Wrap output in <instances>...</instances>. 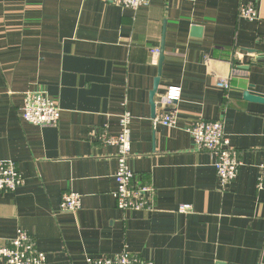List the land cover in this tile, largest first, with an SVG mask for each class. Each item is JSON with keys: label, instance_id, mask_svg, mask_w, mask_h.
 Listing matches in <instances>:
<instances>
[{"label": "crops", "instance_id": "1", "mask_svg": "<svg viewBox=\"0 0 264 264\" xmlns=\"http://www.w3.org/2000/svg\"><path fill=\"white\" fill-rule=\"evenodd\" d=\"M240 2L258 18L240 17ZM227 76L230 88H217ZM172 84L182 89L177 126L153 128ZM37 89L60 108L56 126L21 118L24 92ZM244 91L264 98V0H152L136 9L0 0V160H13L24 180L0 192V246L22 228L45 264H87L124 247L152 264H264V190L256 188L264 101ZM124 111L133 180L155 189L150 212L120 211L112 195L117 148L98 137L117 135ZM200 119L223 120L240 161L225 189L186 131ZM67 190L81 195L75 213L59 208ZM181 204L191 210L178 212Z\"/></svg>", "mask_w": 264, "mask_h": 264}, {"label": "built area", "instance_id": "2", "mask_svg": "<svg viewBox=\"0 0 264 264\" xmlns=\"http://www.w3.org/2000/svg\"><path fill=\"white\" fill-rule=\"evenodd\" d=\"M122 8L136 9L147 5L152 0H110ZM238 15L247 20L258 18L255 8L249 3L240 2ZM153 52L158 53V49ZM217 88L227 91L230 88L229 76L216 78ZM182 89L177 84L168 85L161 95L164 107L162 113L152 119V126H177L176 105L181 99ZM21 118L35 126H56L60 118V108L45 90H28L23 94V103L20 108ZM132 115L124 111L119 115L120 132L113 136L106 133L99 135L102 144L114 145L117 148V167L113 174L116 184L112 195L117 209L127 211L154 210L155 189L150 184H136L134 172L129 166L131 156V123ZM191 135L194 150L206 151L212 157V164L218 178L219 186L225 189L236 177L240 165L238 156L231 149L229 139L224 130L222 119H200L186 127ZM24 183L13 160H0V192H14ZM256 188L264 190V163L259 165ZM81 206V195L75 191L67 190L61 194L59 208L62 211L75 213ZM191 210L190 204H181L178 212L187 213ZM0 262L2 264H45L46 254L39 250L33 237L24 229L17 228L15 235L0 246ZM87 264H152L150 260L141 258L125 247L112 256H86Z\"/></svg>", "mask_w": 264, "mask_h": 264}, {"label": "water", "instance_id": "3", "mask_svg": "<svg viewBox=\"0 0 264 264\" xmlns=\"http://www.w3.org/2000/svg\"><path fill=\"white\" fill-rule=\"evenodd\" d=\"M192 31L194 32V35L199 36L200 32H201V28L197 27V26H193ZM162 60H163V44H162V46L160 48V52H159V65H158L159 72H160V64H161ZM241 67H243V66H241ZM157 84H158V78H156L154 81V87H153V90L150 92V97H153V95L155 94ZM243 96L245 99L251 100V101H264V98H262L261 96L253 95V94L249 93L248 91H244Z\"/></svg>", "mask_w": 264, "mask_h": 264}]
</instances>
